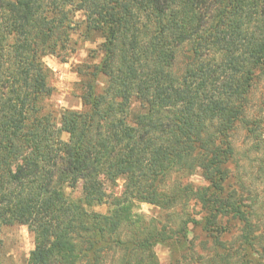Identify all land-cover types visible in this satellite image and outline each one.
Here are the masks:
<instances>
[{
	"label": "trees",
	"instance_id": "obj_1",
	"mask_svg": "<svg viewBox=\"0 0 264 264\" xmlns=\"http://www.w3.org/2000/svg\"><path fill=\"white\" fill-rule=\"evenodd\" d=\"M77 30L103 39L102 57L81 70L84 110L64 112V141L42 106L51 95L43 58L62 57ZM186 44L194 58L177 77L171 67ZM257 72L264 77V0H0V238L5 227L26 226L35 236L27 264H106L108 253L110 264L140 253L153 264L168 232L134 210L148 203L166 215L177 197L188 198L159 191L158 182L187 167L208 130L222 139L234 130ZM243 123L264 172L258 125ZM221 152L212 167L233 155L227 144ZM207 177L209 218L193 224L205 231L232 200ZM105 181H122L121 195L106 193ZM226 209L247 232L241 264H264L249 210ZM188 230L179 248L187 249Z\"/></svg>",
	"mask_w": 264,
	"mask_h": 264
},
{
	"label": "rangeland",
	"instance_id": "obj_2",
	"mask_svg": "<svg viewBox=\"0 0 264 264\" xmlns=\"http://www.w3.org/2000/svg\"><path fill=\"white\" fill-rule=\"evenodd\" d=\"M219 9L220 4H216L211 7L210 13L213 11L215 15L220 12ZM81 18L82 12H79L77 20ZM70 35V50H67L62 57L48 55L43 58V63L49 71L47 86L51 90V95L43 100L42 106L44 113L51 115L64 141L68 140V135L62 124L63 114L66 111L84 110L81 70L87 65L93 66L99 63L102 57L100 48L103 43V39H85L78 30L70 32ZM191 48L190 44H186L178 49L171 67V72L175 76H183L188 65L192 63L194 56ZM214 58L218 59L220 56L211 53L209 59ZM258 73L246 98L243 116L234 130L223 139L217 136L212 138L209 135L214 134L215 131L208 130L201 138L203 150L198 149L193 152L187 167L171 169L168 175L158 182L159 191L172 193L175 197L180 194L188 198L177 197L174 209L166 215L160 214L152 204L148 203L140 204L134 210L136 217H145L148 221L154 220L152 225H159L162 230L168 232L160 236L164 242H160L151 253L153 264H241L242 235L247 232L243 233L240 224L229 214V210L226 209L228 204L240 203L244 209L249 210L253 234L257 242L255 250L260 255L264 250V172L260 171L261 154L255 152L254 142L243 123L244 119L248 121L247 126L257 123V130L263 139L261 141L263 145L260 146L264 147V77ZM98 82L101 83L98 90L101 93L105 80L100 79ZM226 144L231 147L233 155L228 162L219 163L225 157L221 151L225 150ZM27 154L25 151L24 156L15 162L13 165L15 170L23 165ZM214 158H218L219 161L212 167ZM215 171H219V176L216 177ZM207 173L217 182L223 196H229L232 200L223 202V208L215 212V222L209 224L208 230L205 231L201 226L193 224L202 223L209 218L206 206L210 199L204 201L201 196L210 186L205 180L209 179ZM102 187L106 193L119 196L124 189L122 181L113 183L105 181ZM80 191L81 187L77 193ZM96 211L106 214L107 207H98ZM185 225L189 227L186 235L187 249L179 248L184 242L182 230ZM124 233V237L128 239L129 234ZM0 239L2 264H27L35 248V236L26 226L15 224L5 227ZM108 254L110 257L106 264H110L112 259V253ZM262 258L264 259V254ZM123 259L127 260V257ZM128 260L132 262L131 264H147L148 255L140 253L135 258L128 257Z\"/></svg>",
	"mask_w": 264,
	"mask_h": 264
}]
</instances>
